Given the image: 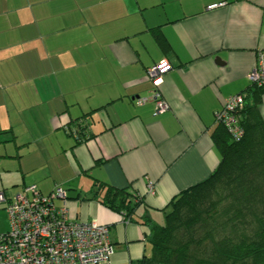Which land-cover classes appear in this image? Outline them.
<instances>
[{"label":"crops","instance_id":"obj_1","mask_svg":"<svg viewBox=\"0 0 264 264\" xmlns=\"http://www.w3.org/2000/svg\"><path fill=\"white\" fill-rule=\"evenodd\" d=\"M262 48L264 0H0V191L63 186L57 207L110 227L116 251L102 264H138L150 223L218 168L215 114L231 95L252 96ZM163 59L171 109L157 113L138 100ZM110 189L142 198L130 219L103 202Z\"/></svg>","mask_w":264,"mask_h":264},{"label":"trees","instance_id":"obj_2","mask_svg":"<svg viewBox=\"0 0 264 264\" xmlns=\"http://www.w3.org/2000/svg\"><path fill=\"white\" fill-rule=\"evenodd\" d=\"M252 88L254 93L246 96L240 111L244 137L235 141L218 125V168L171 201L164 224L150 223L152 251L138 264H264V119L259 112L264 87ZM218 192L228 200L221 214L211 208L213 193ZM103 202L130 219L142 198L125 189H110ZM251 224L252 236L237 235L239 227Z\"/></svg>","mask_w":264,"mask_h":264},{"label":"built area","instance_id":"obj_3","mask_svg":"<svg viewBox=\"0 0 264 264\" xmlns=\"http://www.w3.org/2000/svg\"><path fill=\"white\" fill-rule=\"evenodd\" d=\"M223 4H211L209 8ZM171 68V62L163 59L147 69L154 88L150 97L139 98V104L153 101L157 113L171 109L160 90L163 75ZM248 78L252 87H264V48L258 51ZM245 104V93L231 95L215 114L216 124L224 126L235 141L245 135L240 117ZM148 192H157L155 182L149 183ZM66 196L63 186L45 194L30 185L11 199L0 191V204H5L10 224L7 231L0 232V264H102L111 260L116 246L110 227L96 220L71 217L66 206L55 204V199Z\"/></svg>","mask_w":264,"mask_h":264},{"label":"rangeland","instance_id":"obj_4","mask_svg":"<svg viewBox=\"0 0 264 264\" xmlns=\"http://www.w3.org/2000/svg\"><path fill=\"white\" fill-rule=\"evenodd\" d=\"M220 192L222 191V189L220 188L219 189ZM213 193V197H212V201H211V208L215 207V212H217V214H221L227 203H228V200L227 198L225 197V193ZM207 205H210V201L207 200ZM214 212V210H213ZM221 221V219L219 220ZM222 225V223H221ZM253 227L254 225L251 224V225H248V228L247 227H239L240 229L237 231V235L241 234V233H246L248 234V236H252L253 235ZM229 229V228H228ZM220 230H223V225H222V228ZM231 231V230H230Z\"/></svg>","mask_w":264,"mask_h":264}]
</instances>
